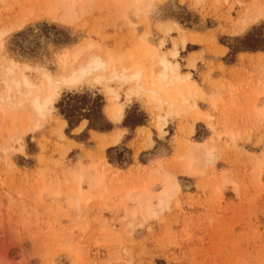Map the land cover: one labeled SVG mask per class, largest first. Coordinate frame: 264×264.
I'll return each instance as SVG.
<instances>
[{"label":"rangeland","instance_id":"374dc122","mask_svg":"<svg viewBox=\"0 0 264 264\" xmlns=\"http://www.w3.org/2000/svg\"><path fill=\"white\" fill-rule=\"evenodd\" d=\"M39 1H0V32L6 30L0 74L9 59L57 73L59 54L83 41L92 40L120 56L144 41L159 47L163 38L160 52L173 59L170 51L178 45L180 71L190 73L202 90L203 96L192 98V103L212 119L194 122L191 113H172L160 132L156 116L165 115L168 106L160 109L144 96L127 100L123 88V118L112 122L104 88L87 84L63 88L47 118H35L29 110H10V117L3 118L0 110V264H264V1L93 0L91 10H77L72 20H61L51 0ZM245 17L250 22L242 27L239 20ZM171 23L175 28L164 32ZM193 61L195 67L190 66ZM25 75L40 79L33 70ZM3 82L0 75V93L6 90ZM36 120L38 127L33 126ZM118 132L123 134L115 144L111 140ZM231 134L238 137L235 143L229 140ZM187 143L198 149L203 148L198 143L216 145L213 166H199L200 174V168L186 169ZM159 166L176 173L180 190L167 209L158 207L159 215L130 217L134 203L128 189ZM87 169L105 177L118 196L105 200L84 184L89 201L75 192L73 199L84 203L67 206L68 193ZM66 178L73 179L60 182ZM61 183L67 196L60 204L42 196L44 187ZM66 242L77 254L62 250Z\"/></svg>","mask_w":264,"mask_h":264},{"label":"bare ground","instance_id":"6f19581e","mask_svg":"<svg viewBox=\"0 0 264 264\" xmlns=\"http://www.w3.org/2000/svg\"><path fill=\"white\" fill-rule=\"evenodd\" d=\"M123 1L127 2V4L130 2V1L128 2V0H123ZM137 1L139 4V0H132V2H137ZM157 1H161V0H157ZM39 2L42 3L43 1L40 0ZM92 3H93V0H51V4L54 6V8H56V10H58V11H61L62 17L61 16L59 17L60 19L62 18L61 20H63V18L64 19H68V18L71 19V17H73V15H75V12L77 10L82 12V14H83V12H85L89 8L91 10V7L93 5ZM121 3H124V2H121ZM254 4H255V1H254ZM254 4H252V5L250 4V6L255 7L256 4L255 5ZM32 5L34 6V4H32ZM32 5H31V9H32ZM124 5H126V4L124 3ZM259 5H260V3H259ZM118 6H120V5H118ZM43 7H44V5H43ZM263 7H264V5H263ZM51 8H52V6H51ZM40 9L42 11V8H40ZM246 9H250V7L245 8V10ZM260 9H261V7L259 8V6H258V10H259L258 13H260ZM32 10H33V14H34V9H32ZM151 10H153V9H149L148 11H151ZM245 10H244V12H245ZM254 10H255V8H254ZM29 12L31 13L32 11L30 10ZM39 12H40V10H39ZM246 12H248V10ZM262 12L260 13L261 15H263ZM30 13H27V14H30ZM140 13L141 12H139V14ZM260 14H259V16H260ZM49 15H50V13H49ZM78 15H79V13H78ZM52 17H53V15H52ZM77 20H79V19H77ZM255 20L256 19L254 18V21ZM23 21H25V17L23 18ZM239 21H241L240 25H242V27H245L250 22L248 17H245ZM235 23H237V22H235ZM75 25L73 27H76ZM173 25L174 24L171 23L169 26H165L164 32L168 33L172 29H174L175 27L173 28ZM15 26L17 27V25H15ZM158 26L159 27H156V28L159 30H162V28H161L162 26L161 27H160V25H158ZM233 27H235V26H233ZM5 31L0 32V49H1V45H2L1 39H2L3 35L6 33ZM162 32H163V30H162ZM190 34H192V33H190ZM142 35H144V34H142ZM145 35H147V34H145ZM190 38H193V37H190ZM140 39H142V38H140ZM160 41L161 42L159 44V47H155L146 41L141 42V45H139V47L136 48V50L133 49V51H130V52H126L124 50L125 54L123 53V55H120V56H118L119 54L118 55L114 54L112 52L113 50L111 51V50L105 49L101 45L92 42V40L83 41L81 43H78V44H75V45H72L70 47L65 48L59 54L58 63H57L59 68L56 67L58 69L57 73H53L44 67H36L37 65L35 67H32L31 65L25 64L24 62H22L24 64L22 66H20L17 62L10 61V59H9L8 62H6V63L4 62V64L1 66L2 70H1L0 75L4 79L3 83H4L5 89H6L5 93H0L1 114L3 113L2 116L4 114L8 116V113H9L8 111H10V110H12V112L15 111L17 113H18V111H23V110L28 111L29 110L33 114V116H35V118L36 117L44 118L48 114H51L52 111H54L53 110V109H55L54 104H55L57 98L60 96L61 90L63 88H72V87H78V86L87 84L90 86H102L104 88V90L106 92L105 94L108 95V100L110 102V105L107 107V115L112 122L118 123L123 118L124 104L119 101L120 96H121L119 90H121L123 88H124V94H125V97L127 100H129L132 96H144L147 98L148 101L159 105V107L160 106L163 107L164 105L168 106L169 110L165 115H157L156 116V127L160 132H164V128L167 125V117L169 115L171 116L172 113H176V114H179L180 112L181 113H189V114L191 113L193 116L194 122H197L200 120H205V121L211 120L212 119L211 115L205 114L198 107V104L196 102L192 103V98H195L198 95L201 96L202 90L196 84V82L192 80L190 73L183 74L180 71V63L176 59L179 55V50L177 48L178 45H176V43H175L173 49L170 51L171 58H173V59H170L164 53L160 52V50H159L160 47H162V46L164 47V45H165V41H163V38ZM180 41H181L182 46L185 47L187 44L186 37L182 36ZM54 51H56V49ZM120 54H122V52ZM168 55H169V53H168ZM190 66L195 67L194 61L190 63ZM32 70L35 71L40 76V79L38 82L31 80L30 78L27 77V75H25L26 71H32ZM112 84H115V86L118 89L116 87H114V85H112ZM103 88H102V90H103ZM216 97H219V96H216ZM208 99H210V98H208ZM148 104H150V103H148ZM214 105H215V103H214ZM255 105L256 104L254 102V104L252 106H255ZM227 106H230V105H227ZM161 107H160V109H161ZM263 108L264 107H262V109ZM223 109H224V107H223ZM253 109H254V111L258 112L257 110H255L256 107H254ZM224 110H226V109H224ZM261 110L259 109V111H261ZM251 111L252 110H250V115H252L254 113L253 111L252 112ZM181 113H180V115H181ZM263 113H264V109L261 111L262 116L264 115ZM25 116L26 115H24L23 117H25ZM28 116H30V115H28ZM28 116H26V117L28 118ZM174 116H175V114H174ZM8 117H10V115ZM11 117H12V115H11ZM258 117H259V115H258ZM3 118H4V116H3ZM6 119H8V118H6ZM0 120H2V119H0ZM13 120H12L13 122L17 121L16 119H13ZM32 120L33 119H31V121ZM37 121L38 120H36V122ZM181 122H180V124H181ZM217 122H219V121H217ZM21 123L23 124V122H21ZM22 124H21V127H22ZM25 125H27V124H25ZM61 125H63V124H61ZM24 126H23V128H24ZM33 126L38 127L40 125L37 122ZM21 127H20V130H24V129H21ZM181 127H183V126H181ZM184 127H185V125H184ZM25 129H26V126H25ZM78 129L76 131H78ZM9 130H11V129H9ZM187 130H188V128H187ZM117 131H118V129H117ZM20 132H22V131H20ZM190 133H193V127L190 128ZM122 134L123 133L118 132V133L113 135V137H112L113 140H111V139H109V140H111L113 143L116 144L121 140ZM147 134H149V133H146L145 135H147ZM229 134H230V132H229ZM229 136H230L229 140H231L232 142L235 143L236 139L238 138L237 135L231 134ZM216 137L217 136L215 135V138ZM218 137L220 138V135ZM146 139H148V138H146ZM176 140H178V139H176ZM18 142H19V144H21L19 140H18ZM207 142H209V141H207ZM151 144H152V142H151ZM198 144H202L203 148L198 149L196 147L195 143L194 144L193 143H187L186 146H184V148H185L184 150H186L188 152V157L186 160L187 161L186 162V164H187L186 169L191 170L195 167H197L199 169L200 167L201 168L204 167V165L209 166V165L213 164L217 158L216 147H215L216 145L210 146V145L205 144V143H198ZM20 146L21 145H19V147ZM17 150H19V149H17ZM220 150H221V148H220ZM20 151H21V149H20ZM177 151H178V149H177ZM77 156H79V155H77ZM182 163H184V161ZM155 165H157V164H155ZM159 165H160V163H159ZM211 166H213V165H211ZM159 167H158V169H156V171L154 173L152 172L153 174H151V175L149 174L150 176H147L146 180L138 181L137 183H135L133 180H131V181H133V183H135L134 185L129 183V184H131V186L132 185L133 186L131 187L128 185V187H131V188L130 189L127 188L130 191V192L128 191V193H130V194H128L127 197L132 203H134V208L131 210V212H129V216L132 214L131 216L136 217L139 214L140 217L144 218L145 220L150 218V217H153V216L155 217L159 213L158 207L161 208V210L165 209V208L167 209L168 204L171 203L170 200L173 197V195L180 190V185L177 181L178 178H176V176H175L176 173L172 174V173H170V170L167 171L163 167H160V168ZM201 168H200V172L197 170V172H199V174L202 171ZM93 169H95V168H93ZM110 169H112V168H110ZM179 169H180V166H179ZM182 169H183V167H182ZM80 172H82V171H80ZM141 174H143V173H141ZM187 174H189V173H187ZM138 176H140V175L138 174ZM101 177L98 174L93 173L91 170L87 169V171L86 170L83 171L76 179L77 181L74 184V185H76V187L74 189H72L71 192H70L71 189L68 190L70 193H68V197H67L68 200L66 201V203H67L66 205L67 206H69V205L70 206H72V205L78 206L77 204H79L80 201L83 202L82 200H85L84 202H86V203H87V200L89 201L90 197H88L89 194H88L87 188L85 189L83 187L84 184H85L84 185L85 187L86 186L89 187V191L91 189L96 190L97 192L99 191L101 193L99 196L102 195L101 197H103L105 200H107V199L109 200V199H112L113 197H116V195L119 193L118 190L115 187H114V189L110 190L111 188H109L106 185L105 181L103 180L105 177L103 179ZM143 177H144V175H143ZM71 179H73V178H71ZM71 179H69V178H66L65 180L61 179L62 181H60V182L65 181L63 183H67V182L69 183V181ZM228 182L229 181H227L226 183H228ZM108 184H109V182H108ZM62 185H63L62 183L59 184L58 186H54V185L49 184V186L47 188L44 187L43 192H45V193L42 196H44V198L46 197L47 199L53 200V201L60 204L62 202L64 190H65V189L63 190ZM70 185L72 186L73 184H70ZM233 185H235V184H233ZM125 186H127V185H125ZM125 186H123V187H125ZM123 187L121 186V188H123ZM158 188H161V190L159 192H158ZM218 188L220 189V187H218ZM134 189H135V191L133 192ZM75 192L78 193L80 195V197L82 196L83 199H82V197H81L82 200L81 199H73L72 194ZM85 192H86L87 197H84ZM121 192H122V190L120 191V193ZM124 193H127V192L125 191ZM65 195L67 196L66 193H65ZM93 197L95 199V195ZM120 198L122 199V197H120ZM121 199H120V201H121ZM155 201H156V203H155ZM119 202H117V203L119 204ZM64 204H65V202H64ZM121 206H123L122 203H121ZM126 212H127V210H126ZM142 218H140V219H142ZM62 250L63 251L65 250L71 256L74 254H77V252L75 251L74 247L72 246V244L70 242L69 243L66 242V244L63 245ZM76 262L77 261L73 260V264H78ZM53 263H54V261H53ZM56 263H54V264H56Z\"/></svg>","mask_w":264,"mask_h":264},{"label":"crops","instance_id":"0c3cea01","mask_svg":"<svg viewBox=\"0 0 264 264\" xmlns=\"http://www.w3.org/2000/svg\"><path fill=\"white\" fill-rule=\"evenodd\" d=\"M123 114H124V112H123Z\"/></svg>","mask_w":264,"mask_h":264}]
</instances>
